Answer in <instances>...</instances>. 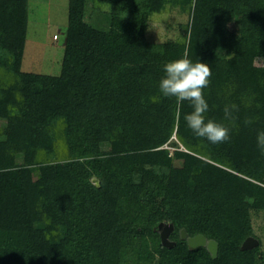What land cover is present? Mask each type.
<instances>
[{"label":"trees","instance_id":"16d2710c","mask_svg":"<svg viewBox=\"0 0 264 264\" xmlns=\"http://www.w3.org/2000/svg\"><path fill=\"white\" fill-rule=\"evenodd\" d=\"M174 10L183 36L147 46ZM27 27V0H0V264H264V0H68L57 76L21 70ZM185 56L211 68L205 117L229 141L195 136L190 104L160 93Z\"/></svg>","mask_w":264,"mask_h":264},{"label":"rangeland","instance_id":"374dc122","mask_svg":"<svg viewBox=\"0 0 264 264\" xmlns=\"http://www.w3.org/2000/svg\"><path fill=\"white\" fill-rule=\"evenodd\" d=\"M27 3L28 27L21 70L25 73L57 76L64 52L68 0H27ZM187 19V14L178 10L154 15L146 34L147 46L161 45L182 37V26ZM261 63V60H257V64ZM0 125L4 123L0 122ZM166 148L172 153L173 148ZM102 149L107 150V145H103ZM175 165L179 167L181 162L176 161ZM253 227L264 244V223L261 217H254Z\"/></svg>","mask_w":264,"mask_h":264},{"label":"clouds","instance_id":"9594fccd","mask_svg":"<svg viewBox=\"0 0 264 264\" xmlns=\"http://www.w3.org/2000/svg\"><path fill=\"white\" fill-rule=\"evenodd\" d=\"M162 71L164 75L158 82L160 93L164 97L175 98L177 104L185 101L190 104L192 111L185 114L184 120L195 136L211 144L229 141V128L205 117L209 106L203 89L209 85L211 68L206 63L193 61L185 56L165 63ZM256 141L264 155V131L257 133Z\"/></svg>","mask_w":264,"mask_h":264},{"label":"water","instance_id":"95a60500","mask_svg":"<svg viewBox=\"0 0 264 264\" xmlns=\"http://www.w3.org/2000/svg\"><path fill=\"white\" fill-rule=\"evenodd\" d=\"M159 232V237L161 244L166 248H173L175 242L169 240L170 234L173 232L172 224L160 223L157 227ZM180 238L187 242V245L190 249L205 248L210 254L212 259H216L218 253V244L214 240H207L203 235L198 234L193 237H188L184 229L180 231ZM259 241L254 237H247L242 245L241 249L243 251L252 250L258 247Z\"/></svg>","mask_w":264,"mask_h":264},{"label":"built area","instance_id":"2783aa9c","mask_svg":"<svg viewBox=\"0 0 264 264\" xmlns=\"http://www.w3.org/2000/svg\"><path fill=\"white\" fill-rule=\"evenodd\" d=\"M54 39H57L56 36H54Z\"/></svg>","mask_w":264,"mask_h":264}]
</instances>
